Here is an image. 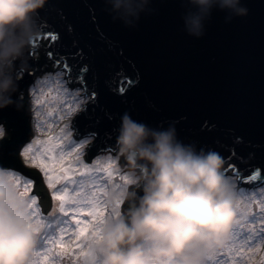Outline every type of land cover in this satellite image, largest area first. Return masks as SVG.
Masks as SVG:
<instances>
[{
    "label": "water",
    "instance_id": "water-1",
    "mask_svg": "<svg viewBox=\"0 0 264 264\" xmlns=\"http://www.w3.org/2000/svg\"><path fill=\"white\" fill-rule=\"evenodd\" d=\"M242 3L246 16L225 22L223 12L213 11L197 38L183 30L178 0H152L154 11L142 15L135 28L113 21L103 0H48L40 12L42 32L26 54V70L11 102L0 107V125L6 130L0 138V166H13L31 178L42 209L49 210L51 199L40 173L22 164L19 151L32 136L28 91L59 57L72 66L69 84H80L88 97L94 93L73 121L78 139L94 137L88 161L114 153L116 129L127 113L153 127L173 124L182 141L219 152L226 165H233L238 183L256 173L248 182L260 185L264 0ZM49 31L58 34L57 41L48 38ZM41 39L49 41L42 45ZM37 51L40 58L34 56ZM77 69H84L83 82ZM120 86L128 89L117 91Z\"/></svg>",
    "mask_w": 264,
    "mask_h": 264
},
{
    "label": "clouds",
    "instance_id": "clouds-1",
    "mask_svg": "<svg viewBox=\"0 0 264 264\" xmlns=\"http://www.w3.org/2000/svg\"><path fill=\"white\" fill-rule=\"evenodd\" d=\"M48 0H0V107L11 102L26 54L40 36ZM183 30L199 38L213 11L225 22L248 13L242 0H178ZM152 0H103L127 28L151 14ZM74 115V114H73ZM0 138L6 130L0 125ZM100 209L81 242L78 264H216L248 203L225 171L224 157L179 139L175 126H150L124 113ZM45 227L15 172L0 166V264H48ZM264 264V240L245 253Z\"/></svg>",
    "mask_w": 264,
    "mask_h": 264
},
{
    "label": "rangeland",
    "instance_id": "rangeland-1",
    "mask_svg": "<svg viewBox=\"0 0 264 264\" xmlns=\"http://www.w3.org/2000/svg\"><path fill=\"white\" fill-rule=\"evenodd\" d=\"M40 53H34V56L40 58ZM62 67V65H61ZM54 68V69H53ZM57 65H51V71L43 73L39 76V81L37 77L35 78L34 85L30 88L29 92V103H30V116H31V133L32 136L29 139V143L33 140H38L40 143L33 145L32 155L36 153H42L50 146L55 145V150L52 155L59 156L61 151L66 154L65 164H72L73 171L69 174L71 180L76 181V183L67 182L66 186L69 189V195L71 196L80 186L82 181H89L90 173L87 169L84 170V173L81 174V169L83 165H91L92 161L100 158V153L98 156L93 158L92 160H87V154L89 151V147L94 141L93 136H89L83 139H78L76 136L75 129L73 130L75 133L76 141L68 143V139L70 135L67 133L68 125L73 127V121L75 117L82 111L84 105L89 101L88 96L85 94V91L80 86H71L69 84L68 78H65L66 73H61L57 75L58 72ZM34 90V91H33ZM37 98H39L40 103H37ZM76 108V112L72 115H66L69 107ZM79 106V107H77ZM37 113L40 115L38 116ZM72 125V126H71ZM49 137L52 139L49 140ZM87 142L82 149V155L80 156L81 163L74 162L75 153H72V149L76 148L77 145L84 144ZM77 151H81V149H77ZM71 153L70 155H68ZM108 153V152H107ZM114 153H110V156L113 157ZM108 157L106 160L100 158L101 165L108 163ZM43 159L47 160V157H42ZM22 160V159H21ZM27 168H35L41 175L43 180V173L32 164L31 160L27 164L22 161ZM16 172V171H15ZM229 175H234L233 171H228ZM18 173V177L20 178L22 185L25 178H29L24 173ZM234 177H237L234 175ZM113 179L116 178V174L113 173ZM238 180V178L236 179ZM108 182V177L103 171L96 172L94 177V183H86L85 187L89 189H96L98 192V197L102 195L98 190L100 188H104ZM64 183V182H62ZM238 183V181H237ZM237 190L241 194V196L247 201V203H251L252 199L255 198L257 200L264 199V189H257L251 187H244L241 184H237ZM47 188L46 183L44 184ZM24 186V185H23ZM260 186V185H258ZM34 186H29L28 191L29 194L35 193L33 191ZM59 187V185H57ZM49 196H50V192ZM39 197L38 203L40 204L41 194H37ZM51 199V196H50ZM74 206V205H73ZM67 207V205H66ZM41 212L45 217L46 227L51 228L48 235L56 234V228L63 224L64 220H70L72 213H69L67 217L63 215V213L59 212V201L56 202V212L51 216H47L49 212H52V206L47 212H44L42 206L40 204ZM254 211L255 205H253ZM81 219H90L87 217L86 213H79L78 214ZM253 220V216L246 215L244 219L241 220L240 224L236 227V237L233 241L234 249H224L221 251V254L217 257L218 261L223 262V264H247V257L245 253L248 252V247L243 244V241L252 236L253 240H255V234H250L247 224L251 223ZM59 222V223H58ZM64 227L68 228V233L64 234V239L67 240L70 238V234L72 233L73 229L75 228V223L72 222L71 225L63 224ZM264 236V234H261ZM252 243V240L249 241ZM242 249V251H241ZM237 251L240 252L237 255ZM67 260L66 257H56L53 259L52 257L49 258L48 264H65Z\"/></svg>",
    "mask_w": 264,
    "mask_h": 264
},
{
    "label": "snow or ice",
    "instance_id": "snow-or-ice-1",
    "mask_svg": "<svg viewBox=\"0 0 264 264\" xmlns=\"http://www.w3.org/2000/svg\"><path fill=\"white\" fill-rule=\"evenodd\" d=\"M71 31L72 28L71 26H69V32L71 33ZM47 36L53 42L57 41L58 39V34L52 31L47 32ZM48 55L51 58L54 55V53L48 52ZM54 62L56 63L57 68L59 70L57 72V75H60L61 73H66L65 78L73 76L72 66L66 60H62L59 57H56ZM21 71L22 74H24L25 70L22 69ZM82 72H84V69L76 70L77 76L80 77V82H83V76L81 75ZM37 80L39 81V76H37ZM129 84H131V81H129ZM127 89L128 88H125L124 86H120L117 89V91L124 92ZM93 96L94 93L88 97L89 100L92 99ZM36 102L40 103L39 98H37ZM76 110H77L76 108L70 106L68 108V111L66 112V115H72L74 112H76ZM37 115L39 116L40 114L37 113ZM51 139L52 138L49 137V140ZM37 143H40V141L33 140L31 143L27 142L26 144H24L19 151V158H21L25 164H27L29 160H31L32 164H34L40 170V172L43 173V180L41 181V184L46 183L47 188L45 191L46 194L50 192L51 206H52V212H49L47 216L51 217L56 212V202L59 201L60 213H63L65 217H67L69 213H72L71 219L64 220L63 224L71 225L72 222L75 223V228L70 234L69 239L65 240L63 238L64 234L68 233V228L64 227L63 224H60V226L56 228V234L49 236L48 233L51 230V228L46 227L45 217L43 216L41 212L40 204L38 203L39 197L35 193L30 194L32 200L34 201L36 213L44 223V227H45L44 236L46 237L44 242L47 243L48 245L49 257H52L53 259H55L56 257H66L67 260L65 261V264H78L82 252V248H81L82 239L87 234V230L91 223L92 216L97 211L101 210L99 204L101 196L98 197L97 190L86 188L85 184L94 183L95 174L96 172L99 171H103L107 175L108 179L113 177V173H114L112 171L113 159L112 157H108V163L101 165L100 158L97 157V159L92 161L91 165H83L81 169V174H83L84 170L87 169V171L90 173L89 181L87 182L82 181L81 186L70 196L69 189L66 186V183L67 182L76 183V181L71 180V177L69 175L73 171V169L71 163L67 165L65 164L66 154L63 153V151H61L58 157L52 155L56 147L55 145H53L45 149V151L42 153H36L35 155H32L33 145ZM86 143L87 142H84V144L77 145L76 148L72 149V153H75L74 162H78L82 164V161H80V156L82 155L83 146ZM77 149H81V151H77ZM70 154L71 153H69L68 155ZM42 157H47V160L43 159ZM3 167L13 170V166L10 167L3 166ZM232 169H233V165L231 163H228L225 166L226 172ZM15 174L18 175V173L16 172ZM256 175L257 174L254 173L251 178L245 177V180L250 181V179H255ZM237 178L238 177H233L234 180ZM23 185L28 190L29 186L34 185V181L31 178H25L23 181ZM57 185H59V187H57ZM101 189L102 188L98 190L100 193H101ZM253 205H255L256 211H254ZM79 213H86L87 217H89L90 219H81L78 215ZM246 215L253 216L252 222L247 224V227L250 234L253 233L255 234V240H253L252 236L249 235V237H247L243 241V244L248 248H250L252 244H254L255 242L264 240V236L261 235L264 234V199L257 200L253 198L251 203H248V211ZM235 237H236V232L234 234L233 241L235 240ZM250 240H252L251 244L249 243ZM233 241L229 246L225 247L224 249L233 250L234 249ZM220 254L221 252L218 254V256ZM239 254L240 252L237 251V255ZM216 264H223V262L218 261L216 259Z\"/></svg>",
    "mask_w": 264,
    "mask_h": 264
},
{
    "label": "bare ground",
    "instance_id": "bare-ground-1",
    "mask_svg": "<svg viewBox=\"0 0 264 264\" xmlns=\"http://www.w3.org/2000/svg\"><path fill=\"white\" fill-rule=\"evenodd\" d=\"M48 41L49 40H47V39H41V41H40V43L43 45V43H48ZM37 52H39V51H37ZM41 56V55H40ZM53 65L55 64V63H52ZM51 64V65H52ZM34 85V84H33ZM32 85V86H33ZM76 86H80L81 88H82V86L80 85V84H75ZM72 126V125H71ZM74 128L73 127H70L69 125H68V130H67V133L70 135V138L68 139V143H71V142H75L76 141V137H75V133H74ZM110 153H112V152H105L104 154H101V156H100V158H103L104 160H106V157H108V155L110 156ZM228 171H233V174L234 175H236L237 177L239 176L238 174H236L235 173V169H232V170H228ZM227 171V174L229 173ZM234 175L232 176V175H230L231 177H234ZM235 181V183H237V181L238 180H234ZM238 184H241L242 186H244V187H251V188H255V185L254 186H252L248 181H246V180H243L242 182H240L239 181V183ZM257 189H264V182H261L260 183V186H257Z\"/></svg>",
    "mask_w": 264,
    "mask_h": 264
}]
</instances>
